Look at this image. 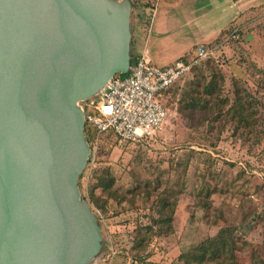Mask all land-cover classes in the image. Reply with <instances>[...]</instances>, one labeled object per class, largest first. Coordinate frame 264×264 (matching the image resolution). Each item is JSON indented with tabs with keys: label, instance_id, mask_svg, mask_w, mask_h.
<instances>
[{
	"label": "rangeland",
	"instance_id": "obj_1",
	"mask_svg": "<svg viewBox=\"0 0 264 264\" xmlns=\"http://www.w3.org/2000/svg\"><path fill=\"white\" fill-rule=\"evenodd\" d=\"M131 1L130 57L151 49L147 55L162 65L158 56L180 57L195 43L216 46L213 54L218 61L213 58L211 63L223 74V91L229 93L231 78L239 79L256 99V124L252 135L238 138L228 124L208 121L203 112L188 119L178 111L185 77L163 99L169 123L161 134L121 144L111 136L88 140L93 165L89 170L88 158L77 178L79 196L88 203L87 188L96 164L109 166L113 188L124 200L108 197L105 212L88 203L96 214L101 247L85 264H133L132 229L147 222L150 200L163 187L176 190L178 200L173 230L153 236L144 250L152 264L176 262L180 252L223 226L234 227L236 239L246 241L243 250L234 253L237 264H251V252L264 260V0L232 9L220 0ZM207 4L212 7L203 8ZM230 30H235L236 38H228ZM156 43L161 48L154 52ZM198 67L207 71L202 64ZM135 184L138 193L133 194ZM201 187H214L206 209L196 197ZM199 197L206 198L203 193Z\"/></svg>",
	"mask_w": 264,
	"mask_h": 264
},
{
	"label": "water",
	"instance_id": "obj_2",
	"mask_svg": "<svg viewBox=\"0 0 264 264\" xmlns=\"http://www.w3.org/2000/svg\"><path fill=\"white\" fill-rule=\"evenodd\" d=\"M129 39L126 0H0V264L98 252L76 102L129 69Z\"/></svg>",
	"mask_w": 264,
	"mask_h": 264
},
{
	"label": "trees",
	"instance_id": "obj_3",
	"mask_svg": "<svg viewBox=\"0 0 264 264\" xmlns=\"http://www.w3.org/2000/svg\"><path fill=\"white\" fill-rule=\"evenodd\" d=\"M126 1L129 6L130 15L133 4L131 0ZM148 7L152 9V5ZM190 52H186L182 56H187ZM212 61H214L213 58H208L198 62L187 73L173 81L163 90L164 96L161 100L162 103H164L163 99L171 89L176 85V87H179V82L187 77L184 85L180 87V96L178 98V111L180 113L191 120L197 112H203L204 119L208 121L221 120L223 123L228 124L231 131L238 138H245L252 135L256 124V114L258 112L256 99L248 88L237 78L230 79L231 88L228 91L229 93L226 94L223 91V74L212 65ZM215 61L217 62L216 59ZM132 62L133 58L129 55V65ZM201 64L205 66V69L207 68L206 72H203L198 67ZM127 72L128 70L125 72H116L114 75L123 76ZM82 133L87 144L88 140H91L95 134L93 129L85 124L82 126ZM98 136L100 140L104 137L111 136L114 142L118 144L125 143L120 142L111 131L102 132ZM90 179L91 181L87 188V200L88 203L101 212H105L106 210L108 197H116L119 200H124L123 195H119L115 188H113L115 178L109 166L95 164L90 174ZM145 185L142 189L145 188ZM138 187L137 184L132 186L131 191L133 194L138 193ZM213 189L214 187L199 188L196 197L198 196L197 201L201 208L206 209L210 206L207 197ZM144 192L147 196H150L148 191ZM175 192L176 190L173 192L170 187H163L158 191L150 200L152 213L148 217L147 222L137 224L132 229L133 234L129 251L133 264H152L146 254H144V250L149 241L153 236L166 235L173 230L172 219L178 200ZM177 192L179 191L177 190ZM201 193L206 198L199 197ZM196 197L194 198L195 200ZM234 229V227L230 226L219 227L213 235L203 238L185 251L180 252L176 258V262H171L170 264H237L234 253L236 251H242L246 245V241L239 242L236 239L237 236ZM250 259L251 264H264V260L256 253L251 252Z\"/></svg>",
	"mask_w": 264,
	"mask_h": 264
},
{
	"label": "built area",
	"instance_id": "obj_4",
	"mask_svg": "<svg viewBox=\"0 0 264 264\" xmlns=\"http://www.w3.org/2000/svg\"><path fill=\"white\" fill-rule=\"evenodd\" d=\"M236 37L235 30L228 35ZM215 48L195 44L187 56L165 66L153 64L145 52L133 57L127 74L112 75L94 95L76 102L83 124L95 132L94 141L105 131H111L120 142L161 134L169 123V112L161 101L163 90L198 62L208 58L218 61ZM88 158L90 170V152Z\"/></svg>",
	"mask_w": 264,
	"mask_h": 264
},
{
	"label": "crops",
	"instance_id": "obj_5",
	"mask_svg": "<svg viewBox=\"0 0 264 264\" xmlns=\"http://www.w3.org/2000/svg\"><path fill=\"white\" fill-rule=\"evenodd\" d=\"M249 1L250 0H222V2H221V0H220V4L221 3H223L224 5H226V7H227V9H232V8H234V7H240L241 5H242V3L243 4H245V5H247L248 3H249ZM222 5V4H221ZM207 7H212V6H209L208 4L206 5V6H204L203 8H207ZM238 12V11H237ZM164 35H165V33H164ZM141 37V35L139 36V38L138 39H141L140 38ZM138 39L134 42V43H131L130 42V45L131 44H133V45H131L130 46V48H132V47H134V45H136V43H137V41H138ZM143 41L145 40H147V36H145V38H143L142 39ZM160 44V43H159ZM158 43H156L155 45H154V47H155V49H154V52H157V51H159V49L158 48H161V46L159 45ZM195 44H197V43H195ZM194 44V45H195ZM193 45V46H194ZM161 50H163V49H161ZM132 51V50H131ZM149 51H150V54H151V49H149ZM148 51V49H144L143 50V52H145L146 53V55H147V52H149ZM185 52V51H184ZM183 52V53H184ZM182 53V54H183ZM137 55H139L138 53H136L133 57H135V56H137ZM148 56V55H147ZM180 56V55H179ZM149 57V59L151 60V62L153 63L154 62V59L149 55L148 56ZM161 58V61L160 62H163V64L162 65H157V66H165V65H168V64H170L175 58H177V57H173V58H171V59H166V56H158L157 58ZM153 64H155V63H153ZM156 65V64H155Z\"/></svg>",
	"mask_w": 264,
	"mask_h": 264
}]
</instances>
